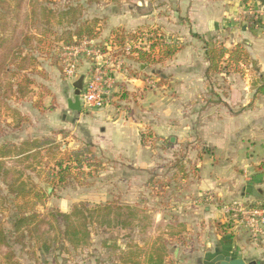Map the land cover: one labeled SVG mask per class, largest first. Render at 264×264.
<instances>
[{
  "label": "crops",
  "instance_id": "0c3cea01",
  "mask_svg": "<svg viewBox=\"0 0 264 264\" xmlns=\"http://www.w3.org/2000/svg\"><path fill=\"white\" fill-rule=\"evenodd\" d=\"M261 11L259 0H178V20H165V35L181 43L182 49L172 59L155 65L140 64L136 61L138 56H134L129 60L131 68L138 67L141 74L123 77L124 84L115 87L110 103L103 110L90 113L95 121L87 122L85 143L101 148L108 158L123 161V168L146 173L155 166L148 137L152 140V135L165 136L170 146L180 149L189 144L187 163L197 169L196 180L189 189L196 197L179 214L184 236L187 234L193 243V252L181 258V264L194 263L197 257L204 264L217 255L264 264V240L253 243L247 230L222 210V205L236 200L251 198L264 204V96L256 95L253 86L259 77L264 78ZM119 15L110 32L118 28L131 32L158 24L146 15L132 22ZM256 15L263 23L261 28L253 27ZM205 43L222 44L229 50L244 46L258 70L241 62L232 65L228 73L223 69L212 76L209 86ZM228 57L227 54L225 60ZM152 66L163 70L158 85H154V77H145ZM236 68L239 72H235ZM151 75L156 76V72ZM170 86L175 95L163 97ZM80 115L78 123L85 121ZM63 129L75 134L68 127ZM27 140L32 139L16 144ZM202 143L204 153L195 147ZM113 179L115 184L126 182L118 175ZM247 189L261 190V198L248 194ZM209 194L218 204L202 205ZM188 244L179 243L175 256L184 252Z\"/></svg>",
  "mask_w": 264,
  "mask_h": 264
},
{
  "label": "rangeland",
  "instance_id": "374dc122",
  "mask_svg": "<svg viewBox=\"0 0 264 264\" xmlns=\"http://www.w3.org/2000/svg\"><path fill=\"white\" fill-rule=\"evenodd\" d=\"M95 1L97 2L91 3L89 0H37L43 7L55 13L54 15L48 12L43 13L39 9L38 18H31V14L29 16L32 10L29 3L22 10V15L28 13V18L27 25H24L26 17L22 16L21 29H27L29 33L36 35H41V32H46L47 34L42 36L44 37V43L40 49L38 48V43H35L37 47L35 55L38 59V66L33 75L35 84L32 89L34 93L23 101L12 103L13 107L17 108L21 114L28 118V122L23 123L19 130L6 127L4 122L0 123V144L8 141L17 143L25 138L34 140L50 137L62 142V150L73 149L72 147H77L76 149H78L82 144H87L83 141L87 140L84 132L87 122L95 121L94 116L87 112L77 113L69 110L68 100L74 98L73 83L88 71L92 61L86 57H79L76 65L77 78L69 80L66 77L64 72L65 64L62 59L63 42L61 39L64 37L67 26L66 24H59L58 12L71 4L76 5V3H79L82 5V21L92 22L95 19L99 21L97 26L100 29V36L97 41L101 45L108 39L110 31L113 29V22L116 17L120 16L119 14L130 19L129 22H132V19L135 21L136 19H141L140 17H145V15L149 16V18L152 17L158 23L152 29L159 30L164 35L165 20L177 22L179 16L177 13L178 0ZM10 5L13 7L14 2L11 1ZM44 15L50 18V26L45 24ZM12 20L13 15L8 14L7 22ZM41 20L43 23L40 22ZM137 30L143 31L144 34H149V30L146 28ZM124 65L117 76L116 87L119 86V88L124 84L122 81L123 77L129 74L137 77L141 74L138 67L132 70L129 58ZM161 69L159 66L149 67L145 77L148 79L154 77V85H158L161 83L160 75L163 73ZM152 71L156 72V76L151 75ZM167 89V95L164 94L162 95L163 97L175 95L174 88L170 86ZM123 93L120 94L122 97ZM37 104L39 107L36 106ZM80 114H83L85 121L78 123L77 117L81 116ZM8 121H11V118ZM54 124L58 128L51 131L56 127L53 126ZM63 127L72 129L75 134L70 135L68 133L67 135L69 136L63 139V135L60 133H66L67 131ZM53 133H55V136H53ZM146 135L148 134L146 133ZM150 138L152 140L148 137L147 142H150L155 166L147 173L128 166L123 168L122 165L125 166L122 163L123 161L113 160L104 156L102 149L94 146L93 151L106 164L104 172L91 180L88 186L66 187L58 189L54 193L53 190L51 193L47 190L49 197L44 207H39L40 211L54 209L69 212L73 206L81 202H87L90 206H95L116 201L121 205H130L140 210V215L144 219L140 226L133 230L94 229L88 246L63 252L56 250L49 255V264H125L122 261V256L129 255L131 250L135 255L139 252L145 255L151 252L154 247L162 246L168 248L165 264H181L179 261L181 258L192 254L193 243L189 240L187 234L184 236L186 231L183 229L184 224L180 222L181 214H179L187 210L190 207L188 204H193L196 197L189 189V186L195 182L197 176V169H194L192 165L188 166L187 163L189 162L188 153L190 151L187 147L189 144L182 146L180 149L170 146L168 140L165 141V136L153 138L152 135ZM195 147L198 148V152H205L206 148L203 143L202 145L197 144ZM187 166L188 168H186ZM181 167L184 168V173L181 172ZM116 175L121 176V179L126 182L115 184L113 176L115 177ZM45 189H48V187L45 186ZM249 201V203L258 202L251 198ZM207 204L208 202L202 203L203 206ZM16 219L17 212L14 198L8 195L4 188L0 194V223L5 230L16 259L21 264H39L36 257L32 254V249H29L30 243L24 247L14 243V224ZM171 235H174V237L171 238ZM183 237H186L187 240L183 239ZM179 239L181 240L180 242ZM179 243H183V246L188 244V248H184V252L175 256V250ZM144 259L145 257L143 256L141 261L143 262ZM132 260L133 262L136 260L135 256ZM186 263L189 264L188 261ZM0 264H3L1 253ZM182 264L185 263L182 262ZM190 264H202V262L197 257L194 258V263Z\"/></svg>",
  "mask_w": 264,
  "mask_h": 264
},
{
  "label": "trees",
  "instance_id": "16d2710c",
  "mask_svg": "<svg viewBox=\"0 0 264 264\" xmlns=\"http://www.w3.org/2000/svg\"><path fill=\"white\" fill-rule=\"evenodd\" d=\"M11 1L14 2L13 7L10 5ZM27 3L32 7L29 13L31 18H38L40 12L55 14L37 0H0V123L4 122L6 127L13 130H19L23 123L28 122V118L13 107L12 103L23 101L34 93L33 75L38 66L35 43H38L40 49L44 43L42 36L47 34L41 32V35H36L29 33L27 29H21L22 16L26 17L23 24L27 25L28 13H21ZM39 9L42 11L39 12ZM58 13L59 24L67 26L61 39L63 46L77 45L84 38L99 39V21H82V5L79 3L71 4ZM8 14L13 15L12 21L7 22ZM43 19L46 25H51L47 15H44ZM40 22L43 23L42 20ZM146 29L149 34L155 35V38L150 39L153 43L149 52L136 51L138 63H164L182 49L181 43L171 41L159 30ZM143 34L141 30L127 32L118 28L111 32L106 42L123 46L128 41H136ZM205 52L209 63L206 71L209 86L212 76L223 69L228 73L232 65L238 66L241 62L247 66L253 65L254 69L258 70L257 63L250 59L242 45L229 50L222 44L205 43ZM227 54L229 57L225 60ZM133 57L130 56L129 60ZM223 61L226 66L222 68ZM235 72H239V69L236 68ZM253 86L256 88V95L264 96L262 76ZM36 106L39 107L38 104ZM10 118L11 121H8ZM60 134L63 139L69 136L67 133ZM62 146V142L53 137L27 140L20 144L9 141L0 144V194L5 188L8 195L13 196L17 212L14 243L23 247L30 243L29 249H32V254L39 264H49L48 257L56 250L63 252L88 246L94 229L133 230L144 221L140 210L116 201L95 206L81 202L69 212L54 209L40 211L39 207H44L49 197L45 186L51 188L53 193L66 187L88 186L91 180L105 170L106 164L93 151V146L82 144L78 149L65 150L61 149ZM180 170L184 173V168L181 167ZM170 237L173 238L174 235ZM167 249L166 246L154 247L145 255L142 252L135 255L131 250L129 255L122 256V261L125 264H165ZM0 253L3 264H21L16 259L1 223ZM142 255L145 257L143 262ZM134 256L136 260L133 262Z\"/></svg>",
  "mask_w": 264,
  "mask_h": 264
},
{
  "label": "built area",
  "instance_id": "2783aa9c",
  "mask_svg": "<svg viewBox=\"0 0 264 264\" xmlns=\"http://www.w3.org/2000/svg\"><path fill=\"white\" fill-rule=\"evenodd\" d=\"M260 14L264 15V12L261 11ZM253 17V27L261 28L263 23L259 16ZM153 38V34H143L141 38L128 41L123 46L111 42L101 45L97 40L84 38L77 45L62 47L64 72L69 80L77 78L76 65L79 57L92 61V65L84 74V87L80 96L83 112L100 111L110 103L121 67L125 66V61L130 56L137 54L136 51L149 52L153 43L150 39ZM204 200L210 204H218V200L211 194L206 195ZM222 210L247 230L253 243L264 240V204L236 200L222 205Z\"/></svg>",
  "mask_w": 264,
  "mask_h": 264
},
{
  "label": "water",
  "instance_id": "95a60500",
  "mask_svg": "<svg viewBox=\"0 0 264 264\" xmlns=\"http://www.w3.org/2000/svg\"><path fill=\"white\" fill-rule=\"evenodd\" d=\"M259 3L264 11V0H259ZM84 80H85V76L83 75L73 83L74 98L68 100V108L73 112H77V113L82 112L80 96L84 87ZM171 142L174 143L175 139L172 138ZM47 190L49 193H51L52 191L51 188H48ZM246 192L248 194H252L255 198H261V193H262L261 190L247 189ZM204 264H256V262H246L241 258H231V257H226L224 255H217L211 261H205Z\"/></svg>",
  "mask_w": 264,
  "mask_h": 264
}]
</instances>
